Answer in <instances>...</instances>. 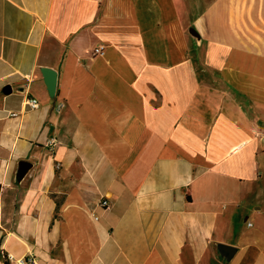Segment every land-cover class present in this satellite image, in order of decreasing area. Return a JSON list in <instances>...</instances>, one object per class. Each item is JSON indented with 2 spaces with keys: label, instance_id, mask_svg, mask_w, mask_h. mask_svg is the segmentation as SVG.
Returning <instances> with one entry per match:
<instances>
[{
  "label": "crops",
  "instance_id": "obj_1",
  "mask_svg": "<svg viewBox=\"0 0 264 264\" xmlns=\"http://www.w3.org/2000/svg\"><path fill=\"white\" fill-rule=\"evenodd\" d=\"M28 253L264 264V0H0V264Z\"/></svg>",
  "mask_w": 264,
  "mask_h": 264
},
{
  "label": "built area",
  "instance_id": "obj_2",
  "mask_svg": "<svg viewBox=\"0 0 264 264\" xmlns=\"http://www.w3.org/2000/svg\"><path fill=\"white\" fill-rule=\"evenodd\" d=\"M102 50H103V47L99 46V47L93 49L92 54L93 55H99L102 53ZM24 106L28 107L29 109H36L38 107V101L35 98H26L24 101ZM11 115L15 116V114H11ZM51 143L54 144V141H52ZM99 206L103 210H108L109 204H108L107 199H105V198L101 199L99 202ZM4 258L6 261H9V262H13V260H14L13 257L9 254H6ZM14 263L15 264H38V261H37L36 256L34 254L28 253L24 257L15 260Z\"/></svg>",
  "mask_w": 264,
  "mask_h": 264
},
{
  "label": "water",
  "instance_id": "obj_3",
  "mask_svg": "<svg viewBox=\"0 0 264 264\" xmlns=\"http://www.w3.org/2000/svg\"><path fill=\"white\" fill-rule=\"evenodd\" d=\"M44 79H45V83H46V87L48 90V93L50 96L54 95L55 92V87H56V78H57V74L54 70L48 69V68H44L41 70ZM11 89L9 86H6L3 89V93L8 95L10 94Z\"/></svg>",
  "mask_w": 264,
  "mask_h": 264
}]
</instances>
